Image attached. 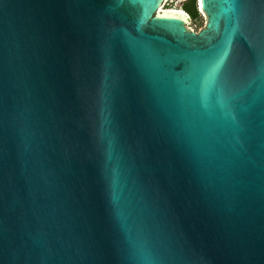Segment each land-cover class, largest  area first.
Returning a JSON list of instances; mask_svg holds the SVG:
<instances>
[{
    "label": "water",
    "instance_id": "1",
    "mask_svg": "<svg viewBox=\"0 0 264 264\" xmlns=\"http://www.w3.org/2000/svg\"><path fill=\"white\" fill-rule=\"evenodd\" d=\"M164 1L0 0V264H264V0Z\"/></svg>",
    "mask_w": 264,
    "mask_h": 264
},
{
    "label": "built area",
    "instance_id": "2",
    "mask_svg": "<svg viewBox=\"0 0 264 264\" xmlns=\"http://www.w3.org/2000/svg\"><path fill=\"white\" fill-rule=\"evenodd\" d=\"M187 1L188 0H165L164 3L162 4L160 10L165 8V10H164L165 12H167V11H173V12H175L176 11V13L183 14L184 16H186L188 18V23L186 24L187 27L191 31L199 32L198 30H196L195 28H193L191 26L193 24V22H195V21L191 18L190 14L187 11H185V9H184V5H185V3ZM199 10H200L201 14L204 16L205 13L200 8H199ZM202 29H201V27L199 28L200 31Z\"/></svg>",
    "mask_w": 264,
    "mask_h": 264
},
{
    "label": "trees",
    "instance_id": "3",
    "mask_svg": "<svg viewBox=\"0 0 264 264\" xmlns=\"http://www.w3.org/2000/svg\"><path fill=\"white\" fill-rule=\"evenodd\" d=\"M184 9L190 14L195 22L202 21V14L199 10L198 0H188L184 5Z\"/></svg>",
    "mask_w": 264,
    "mask_h": 264
},
{
    "label": "rangeland",
    "instance_id": "4",
    "mask_svg": "<svg viewBox=\"0 0 264 264\" xmlns=\"http://www.w3.org/2000/svg\"><path fill=\"white\" fill-rule=\"evenodd\" d=\"M204 16L202 15V21L193 22V24L191 26L198 31H200L199 30L200 27H201V29L204 28L206 26V15H204Z\"/></svg>",
    "mask_w": 264,
    "mask_h": 264
},
{
    "label": "bare ground",
    "instance_id": "5",
    "mask_svg": "<svg viewBox=\"0 0 264 264\" xmlns=\"http://www.w3.org/2000/svg\"><path fill=\"white\" fill-rule=\"evenodd\" d=\"M200 2H201V0H200ZM199 3V2H198ZM199 7H200V9L203 11V8H202V5H201V3H200V5H199ZM165 10V8L164 9H161L159 12L160 13H162L163 11ZM165 12V11H164ZM176 13V11L175 12H173V11H167V12H165V13Z\"/></svg>",
    "mask_w": 264,
    "mask_h": 264
}]
</instances>
